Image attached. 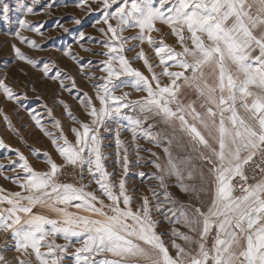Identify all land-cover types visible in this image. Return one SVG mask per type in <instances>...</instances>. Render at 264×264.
<instances>
[{"label": "snow or ice", "instance_id": "obj_1", "mask_svg": "<svg viewBox=\"0 0 264 264\" xmlns=\"http://www.w3.org/2000/svg\"><path fill=\"white\" fill-rule=\"evenodd\" d=\"M75 6L100 13L92 25L100 37L80 31L74 43L103 59L85 65L72 45L55 50L78 64L91 92L56 61L33 58L16 44L15 60L58 84L54 107L45 103L43 114L25 107L27 90L17 92L7 71L0 73V97L24 109L58 157L44 152L46 167L37 170L0 138V149L16 156L4 157L7 167L0 164V176L19 189L0 187V233L14 241L17 264H64L69 248L74 264H264V0H75ZM21 7L38 14L33 6ZM9 11L3 3L0 18ZM18 25L12 35L20 44L45 51L23 34L43 36L42 25L26 19ZM130 29L135 34L125 36ZM87 41L100 51L85 47ZM125 88L142 95L132 99ZM73 90L81 118L59 98ZM56 105L72 122L67 132ZM0 120L20 136L7 112L0 111ZM123 130L131 133L138 165V140L163 150L162 158L144 149L155 171L138 175L157 181L163 191L150 189L151 196L141 195L139 202L127 186ZM104 134L114 135L122 174L106 166ZM69 172L74 177L65 182ZM173 180L189 202L168 191ZM0 264H8L2 253Z\"/></svg>", "mask_w": 264, "mask_h": 264}, {"label": "rangeland", "instance_id": "obj_2", "mask_svg": "<svg viewBox=\"0 0 264 264\" xmlns=\"http://www.w3.org/2000/svg\"><path fill=\"white\" fill-rule=\"evenodd\" d=\"M89 2L91 3V0H89ZM3 3H7L9 5L10 11L6 19L0 18V73L5 70L7 71L8 83L14 84L17 92L27 90L28 98L23 101L24 106L29 109L35 108L42 114L44 111L43 105L45 103L48 107H54V99L56 98L54 94L57 91L58 84L48 79H42L39 72L21 61L15 60L14 52L11 47L12 44H16L22 51L33 58L44 57L56 61L59 69L76 77L79 88L84 91L91 92V88L86 78H82L78 74V64L69 57L63 56L62 51L58 52L55 49L63 50L68 45H72L75 54L81 58L80 63L87 65L88 60L90 59L92 61V65H97L103 57L94 56L90 52L83 51L78 44L74 43V41L78 38V33L80 31H84L87 36L97 38L100 37V33L97 31V28L92 26L94 21L100 16V13L93 11L89 14L86 7L77 8L75 6V0H40L39 4H33V0H0V6H2ZM48 4H52L53 7L51 9H46ZM22 5L33 6L35 12L38 14L24 13L22 11ZM92 7L96 8L98 5L93 4ZM74 18L80 19L81 24H75ZM19 19H26L32 25H42L41 31L43 32V36L30 31H23V34L35 39L42 45L45 51L40 52L35 49H29L26 45L20 44L19 41L14 38L12 33L19 29ZM59 24H62L63 27L69 29V31L64 32L63 29L58 26ZM135 31V29H130L125 32V36H132L135 34ZM164 31L167 33L168 30L165 28ZM167 42L169 44H174L175 39L169 36ZM84 44L85 47L92 48L95 52L100 51L99 46L94 41H87L84 42ZM129 55L131 56L132 53H129ZM136 66H140V62H136ZM88 71L96 72V68L89 67ZM24 73H27V75ZM96 74L100 75L99 72H96ZM26 83L29 84L28 89L24 88V84ZM65 83H67V81H65ZM31 89H35V91H32ZM123 91L130 92L132 99H136L138 96L142 95V93H137L131 88H125ZM117 94L120 93L118 92ZM76 95H78L76 90H73L71 95L68 92H61L59 94V98L65 100V102L71 106V110L77 118H81V112L76 100L74 99ZM37 96L41 97V99H37ZM0 111H5L9 114L12 118L14 126L20 133V136H17L7 128L2 120H0V138H3L4 142L11 145L12 148H19L21 152L29 157L30 162L37 170H43L46 167L44 162L45 158L43 156L44 152H48L53 158L58 159L49 139L35 127L33 121L23 108L17 110L14 104L4 100L3 97H0ZM125 111L129 116L135 115L131 109H127ZM55 115L57 118L62 119L65 131L67 132L72 122L67 118L66 114H64L62 106H55ZM123 123L127 124L128 122L123 121ZM158 127H162V125H158ZM104 135L107 136V139L105 140L106 148L104 149L105 154L108 156L106 166L109 171L115 170L117 173L122 174V169L115 163L116 145L114 135ZM20 137H23V139H20ZM121 139L125 142L129 149L130 170L126 178L129 192L133 193L137 197V202H139V197L141 195L147 194L151 196L150 189L162 192L163 189L158 187L157 181H150L147 176L141 178L138 175L141 171L146 174H150L155 171L150 164H146V161L152 159V157H150L149 153L145 152L144 149H151L153 152L160 154L163 158L162 148L149 144L143 139L138 140L137 143L140 145L139 155L142 158L140 160V164L138 165L136 163L137 154L135 151V145L131 143V133L127 130H123L121 132ZM33 148L39 150V155L33 153ZM7 156H11L13 159H16L15 153L8 149H0V164H4L6 167L8 166V160L4 157ZM6 174L9 176L14 175L10 170L7 171ZM73 177L74 173L69 172L63 179L67 182ZM85 183H88V181L85 180ZM170 183L173 186L169 187L168 191L175 199L183 202H189L192 199L190 195L182 193L179 188L175 186L174 180ZM0 187L9 191L19 190L10 182V180H5L3 176H0ZM92 187H94V185ZM160 199L162 200L163 196H161ZM34 211L48 214L44 209L40 208L34 209ZM167 228L168 225L166 223L161 225L162 231ZM57 242L64 243L62 239H58ZM73 252L74 248H69L64 264H74V258L72 256ZM0 253L5 256L8 264H17L16 257L20 254L15 251L14 241H12L11 237L4 233H0Z\"/></svg>", "mask_w": 264, "mask_h": 264}]
</instances>
